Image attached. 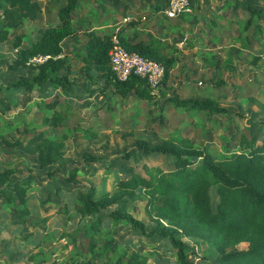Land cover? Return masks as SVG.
I'll use <instances>...</instances> for the list:
<instances>
[{
  "label": "crops",
  "instance_id": "crops-1",
  "mask_svg": "<svg viewBox=\"0 0 264 264\" xmlns=\"http://www.w3.org/2000/svg\"><path fill=\"white\" fill-rule=\"evenodd\" d=\"M13 1L18 2L20 0ZM77 1V7L72 11L71 28L73 33L61 42V52L52 56V58H62L64 60V65L60 69L59 75H65L70 80L68 88H53L49 81L40 82L39 84L35 83L33 91H28L23 86H12L9 88L10 91L15 89L19 91L17 119L20 124V134H23L26 138V140L21 142V145L25 142V146L35 153H37V148L41 144L42 137L57 139L50 131L55 127L59 129L60 127L63 128V126H66L64 125V121H66L68 117L72 118L74 116L71 112L76 111L78 106L81 107L80 109L82 111L94 108L95 111L93 114H98L97 117L95 116L97 119L102 116L104 117L107 112L112 116L111 119L117 118V106H114L117 105V102L113 100L111 103V99L107 97L108 92L106 90L113 86L103 78L102 72L99 70L96 63L90 62L86 58L84 48L85 36L90 31H94L98 35H103L107 31H118L120 35L124 36L126 40L131 43L142 41L149 44L159 53L172 56L174 58V64L170 70L169 76L174 73L175 70H179L177 78L179 82L176 84L175 82L165 84V88L167 87L168 89L165 97L166 101L169 103H173L172 97H178L184 100L188 98L203 100L206 98H214L212 94L209 93L207 95L206 93V88L208 86L212 87L213 85L212 82L214 77L211 78L212 73L217 70L229 72V70L217 67L216 60L222 62L227 56H231L234 70L230 72L233 74L238 71L235 59V54H238V51L245 50L250 55L248 56L249 63L244 65L242 68L243 70L250 72L251 76L259 77V72H262L260 73L262 76L264 75V52H260L261 50L259 49L261 48L257 49V46L253 45L255 42L257 43L258 40H261V43L264 44V24H262L264 20V0H194L192 13L180 15L172 19L164 17L161 13V10L166 4V0ZM4 2L6 5L0 3V12H11L16 19L15 25L13 23V25L7 24L5 26L3 24V17L0 16V29L5 28L8 31L7 39L0 41V44L8 41L13 42H11V47L14 50V57L7 65L9 75L14 82L16 81L14 80L15 77L17 80H33L38 68L29 63L31 57L25 64L15 65L14 62L23 46L40 40L45 29L60 23L59 10L66 5V0H22V5L19 3L15 6L11 5L7 0H4ZM248 6L259 11L260 14L251 15L247 8ZM126 16L129 18L125 21L123 18ZM250 16L252 17L251 27L241 33V36L247 40L246 46L243 48L238 38L239 31L242 29L243 22ZM81 35H84L83 39H80ZM256 35L258 37L255 38L256 40H253ZM250 41L253 43L252 48H250L249 45ZM81 73L86 75V77H81L79 75ZM205 73L207 75L209 74L208 80H205ZM98 78H100L99 81H97ZM197 80L199 82H197ZM230 80L224 79L222 81L225 85ZM96 83L104 84L105 88L102 89L104 85L98 87L99 84L97 85ZM223 84L221 83V85ZM262 85H264V81ZM217 86H219V84H217ZM165 88H162L161 91L165 92ZM110 97H112V95ZM215 98L219 100L221 106L228 110L227 105L229 101L235 100L236 95L233 97L217 96ZM48 101H56V106L53 109H45L39 105ZM166 101L163 103L165 104ZM68 107L72 111H69ZM176 107V109L170 108L165 112V106L161 105L160 114H165V116L167 114L169 116L176 111H180L177 109H182V111L187 114L194 113V115L197 113H207L204 111H186L182 107ZM29 108L32 110L30 111L31 113L29 112ZM62 108H65L64 112ZM54 110L61 112L63 116L62 123L55 125L50 122H43V118L50 117ZM32 113L33 118L29 120L28 116ZM13 118H11V120H6L11 124ZM107 130L110 131L111 129H99L95 132V135H91L90 137L94 138L98 133ZM263 137L264 135L255 141ZM164 139H166V137ZM162 141L160 140L156 144ZM67 143L68 142H65L63 147V156ZM153 154L168 155L172 158L173 163V157L169 154ZM63 156L58 161L42 168H45L46 172H48L51 167L60 163ZM37 161L41 167L39 159ZM99 161H101L100 158L94 162ZM149 165L161 166L160 164L154 163H149ZM110 167L104 168V171H109ZM122 172L124 175L112 180L111 185H108L107 181L110 178H108L109 176L104 172V177H107V179L103 181L104 190L102 186L97 187L92 184L82 185L81 182L76 179L77 171L72 172L69 176H66L65 179L67 186L68 183L73 184L74 189H68L67 186L56 187L53 191L54 198L51 200L48 196L47 200L42 204L44 207L48 205V210L46 212H44L42 208L38 211L37 208L34 207L35 203L32 202L33 200L27 195L28 200L27 202L25 201V204L29 217L27 221H21L22 223L15 220L8 230L3 231V233L8 234L10 238L0 237L2 240L0 251L3 252V256H0V264H50L54 261L50 260V258L56 255L54 245L57 243H59L63 252L68 251L69 248L76 245L75 248L81 255H74L73 251V254L69 257L70 259L71 256H73L72 260H74L75 256H78L76 260H83L85 256L89 259L90 254H87V241L84 244V250H82L79 246V235L74 233V230L86 223L83 218L92 215H82L77 211L76 204L78 203V192L86 191L89 187L93 186L98 193H112L116 190L118 180L127 176L126 171ZM13 176L12 180L14 179ZM68 178L76 180L77 182L71 183ZM32 185L33 184L29 187H32ZM138 193H142L141 190L138 191ZM46 201L49 202V204H45L47 203ZM50 201L57 202V204H50ZM59 203H63L61 206L66 208V213L59 211ZM113 205H117V202ZM113 208L116 207L114 206ZM8 212L3 208L1 213L8 217L10 215ZM72 213H74L73 216H71ZM98 215L101 216L102 220L99 227L102 233L113 228L112 225H109L111 223L110 218L102 215L101 212L98 213ZM143 221L147 223L146 220ZM125 225L130 228L128 224ZM89 230H91V225L84 227L79 232L82 231L81 236L85 237V233L87 234ZM63 231L68 235L60 237ZM107 233H109L110 236H114L112 230L107 231ZM49 237H51V239H49ZM182 237L186 236L182 235ZM182 237H180L181 240H183ZM70 239H74L75 243L63 249L62 246L69 244L68 242ZM115 242L116 241L110 242L112 246L111 249L113 250H115L116 247L114 244ZM47 250L50 251L47 252ZM48 253L50 255L46 257ZM94 254L95 252L92 257L94 263L97 264Z\"/></svg>",
  "mask_w": 264,
  "mask_h": 264
},
{
  "label": "trees",
  "instance_id": "trees-1",
  "mask_svg": "<svg viewBox=\"0 0 264 264\" xmlns=\"http://www.w3.org/2000/svg\"><path fill=\"white\" fill-rule=\"evenodd\" d=\"M7 1L14 6L23 3L22 0ZM193 3L194 0L192 5ZM77 5V0H66V5L59 10L60 23L45 29L40 40L21 48L14 62L15 65L27 63L28 59L36 54L51 55V58L43 64L36 65L38 71L33 80L18 79L12 83V86H23L26 90L33 91L35 83L49 81L53 88H68L70 80L65 75H59L64 60L52 58V56L61 52V42L73 33L71 28L72 11L76 9ZM247 8L251 15L260 14L251 6ZM0 16L3 17L5 26L16 24V19L11 12H0ZM251 25L252 17L250 16L243 22L242 29L239 31L238 38L243 48H245L247 40L241 36V33L249 29ZM113 35H116L119 42L128 50L163 64L165 74L162 83H166L174 64L172 56L161 54L142 41L131 43L118 31H107L103 35L90 31L85 36L86 58L88 61L96 63L103 78L111 83L114 91L121 95L132 91L147 94L146 89L149 88L134 75L123 82L114 78L109 67V50ZM7 37L8 31L1 28L0 41L6 40ZM216 66L224 70H234L231 56H227L222 62L216 60ZM221 83L223 84V81L218 83L219 86ZM171 99L175 106L182 107L186 111L228 114V110L220 105L217 98H206L205 100L188 98L184 100L172 97ZM39 105L45 109H53L56 106V101L43 102ZM62 121L63 116L57 110H54L50 117L43 118V122L55 125ZM65 142L64 135L57 139L41 138V144L36 153L41 167L61 159ZM135 145L147 155L169 154L173 157V163L167 169L145 164L144 174L128 167L125 170L127 176L118 180L114 192L98 193L93 186L86 191L78 192L77 211L84 215L98 214L104 210L105 216L111 220H120L128 224L132 230L139 231L143 235H157L166 239L175 250L177 264H195L192 257L187 255L185 244L178 236L179 234L200 238L205 241L208 247L215 250L218 256L209 264H264V137L253 142L242 136L237 152L224 154L219 158H215L203 148H196L190 138L176 132H170L166 139L155 145H150L144 139H137ZM123 156L129 158L131 154L126 151ZM83 159L92 162L99 160L89 153H84ZM46 173L52 175L54 172ZM13 175L12 168L0 170V184L11 187V190H0V197L7 196L11 201L15 197L17 198V203L22 205V210L16 207L14 209L23 222L24 217L28 215L25 196L26 189L31 185V182L23 179L14 182L12 181ZM68 180L71 183L77 182L71 178ZM211 188H214L217 196L215 200L210 192ZM137 190H141L140 194L146 198L143 206L144 214L150 217L152 220L149 219V221L156 225L150 232L146 231L145 221L137 218L130 211H120L111 207L126 197L135 198L137 194L139 195ZM58 209L67 212L65 207L61 210L59 206ZM137 209L134 208L136 212ZM101 223V216L98 215L91 224V230L87 233V254H90V258L85 256L83 260H75L70 264H95L92 255L97 247V234L101 233L99 228ZM67 235L63 231L60 237ZM68 243L62 246L63 249L70 247L72 243H75V240L70 239ZM103 244V249L107 253V247L111 244L107 241H104ZM239 245L244 246L239 248ZM231 246L234 249L226 251ZM74 255H81L76 248H74ZM122 257L118 263L123 262L124 258ZM72 258L73 256H71ZM147 262V256L132 249L128 250L125 255V264H148Z\"/></svg>",
  "mask_w": 264,
  "mask_h": 264
},
{
  "label": "rangeland",
  "instance_id": "rangeland-1",
  "mask_svg": "<svg viewBox=\"0 0 264 264\" xmlns=\"http://www.w3.org/2000/svg\"><path fill=\"white\" fill-rule=\"evenodd\" d=\"M0 3L6 5L4 0H0ZM128 18L126 16L123 19L126 21ZM262 24H264V20ZM83 36L81 35L80 39H83ZM256 37L258 36L256 35L253 40H256ZM11 42H2L0 44V170L12 168L15 173L12 180L14 182L17 179L30 180L33 185L26 189L25 201L27 202V195H29L33 200L32 202L35 203L34 207L38 211L41 208L44 212L48 210V205L44 207L42 205L43 202L47 200L48 196L51 200L54 198L53 191L56 187L67 186L65 177L74 171H77L76 179L82 185L92 184L97 187L102 186L103 189V181L107 179V177H104V172L110 178L107 181L108 185H111V181L116 177L123 176L122 171H125L128 167H132L134 171L144 174L145 164H160L165 169L172 164V158L168 155L153 154L147 156L142 152L140 147L135 145L137 139H144L150 145H154L160 140L162 141L170 132H176L191 138L197 148H203L215 158H219L224 154L237 151L239 149L238 145L241 144L242 136L249 141H255L264 135V85H262L264 75L262 76L260 74L262 72H259V77L251 76L250 72L242 69L244 65L249 63L248 56H250L247 51L243 50L235 54L238 71L233 74L230 71L223 72L222 70L213 72L211 75V78L214 77L213 85L206 88L207 95L210 93L214 98L217 96L233 97L236 95L235 100H228V114L211 115L209 113H197L194 115V113L187 114L182 109H177L180 111H176L169 116L167 114L166 116L165 114L161 115V105L165 106V112L170 108H177L175 103L166 101L165 94H167L168 89L167 87L165 88V84H170L171 82H175L176 84L179 82L177 81L179 70H175L174 73L170 74L166 83H162L156 90L146 89L147 94H139L132 91L126 95H121L114 91V87L107 88V97L111 99V103L113 100L117 102V105H114L117 106L116 119H111L112 116L109 112L104 117L102 116L97 119L98 114H93L94 108L82 111L81 107L78 106L77 110L73 112L68 107V110L72 111L71 113L74 116L72 118L68 117L64 121V125L66 126H63V128L57 129L55 127L50 131L56 138L64 135L68 143L60 163H57V165L51 167L48 171H54V173L48 175L46 169L39 166L36 153L28 149L25 146V142L21 145V142L26 140V138L23 134H20V124L17 119L19 91L18 89L9 90L14 82L7 68L8 63L14 57ZM255 43L253 44L250 41V48H252L253 44L257 46V49L261 48L259 49L261 50L260 52H264V44L261 43V40ZM79 75L86 77L82 73ZM204 77H206L205 80H208L209 74L205 73ZM224 79L230 81L225 85L217 86L218 81ZM14 80H17L16 77ZM99 80L100 78L97 79V81ZM197 82L199 81L197 80ZM96 84H99L98 87L104 85L100 83ZM104 88L105 85L102 89ZM162 88H165V92L161 91ZM111 95L112 97H110ZM164 101H166L165 104L163 103ZM30 111L32 110L30 109ZM62 111L64 112L65 108H62ZM11 118L13 119L11 124H9L6 119L11 120ZM28 118L29 120L33 118V113ZM102 128L111 130L102 131L94 138L90 137L91 135L93 136L92 133ZM126 151L131 154L129 158L123 156ZM84 153L95 155L101 161H85L83 159ZM194 159L196 160L197 158ZM109 167V171H104V168ZM67 187L68 189H74L73 184L68 183ZM2 189L11 190V187L0 184V190ZM210 192L215 200L217 196L214 188H211ZM17 202L16 197L12 201L7 196L0 197L1 238H10L3 231L8 230L15 220L22 223L21 218L14 209L16 207L22 210V205L20 206ZM145 202L146 198L142 194H137L135 198H126L118 201L117 205L111 207L115 206L120 211H130L137 218L146 220V231L150 232L156 225L154 222L149 221V219H152L143 212ZM45 204H49V202ZM50 204H57V202L50 201ZM59 205L60 209L63 210L61 206L63 203H59ZM135 207L138 208L137 212L134 210ZM3 208L7 212L9 211L10 215L8 217L1 213ZM101 214L105 215V211L102 210ZM73 215L74 213L71 214V216ZM97 216L98 214L86 216L83 218L86 223L74 230V233L79 235V246L82 250H84L83 247L88 239V235L85 233L86 236L82 237V231H79L91 225ZM28 217L29 214L24 217L23 221H27ZM110 222L109 225L113 227L110 230H112L114 236H110L107 233L110 230L97 234V247L94 254L97 264H125V255L130 249L138 251L143 256H147L148 264H177L175 250L166 239L157 235H142L140 232L126 227L125 223L120 220H111ZM93 228L95 229V227ZM178 236L182 237L180 234ZM182 239L187 250V255L192 257L195 264H209L211 260L218 256V253L208 247L205 241L200 238L182 237ZM104 241L108 243L116 241L114 243L116 246L115 252L111 249L112 246L109 245L107 247L108 251L105 253L103 249ZM54 246L56 255L50 258V260H54L50 264H70L72 261L78 259L79 255L75 256L74 260L69 258L73 254L76 245L64 252L60 248L59 243ZM243 246L239 245V248ZM233 249L231 246L226 251H232ZM2 253L0 251V256H3ZM48 255L50 254H46V257ZM121 257L124 258L122 259L123 262L118 263Z\"/></svg>",
  "mask_w": 264,
  "mask_h": 264
},
{
  "label": "built area",
  "instance_id": "built-area-1",
  "mask_svg": "<svg viewBox=\"0 0 264 264\" xmlns=\"http://www.w3.org/2000/svg\"><path fill=\"white\" fill-rule=\"evenodd\" d=\"M192 2L193 0H166L161 13L169 19L190 14L193 12ZM49 58L51 55L36 54L29 59V63L36 66L45 63ZM109 67L116 80L123 82L134 75L151 90H156L162 84L165 74L163 64L128 50L119 42L116 35L111 38Z\"/></svg>",
  "mask_w": 264,
  "mask_h": 264
}]
</instances>
